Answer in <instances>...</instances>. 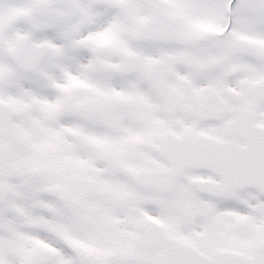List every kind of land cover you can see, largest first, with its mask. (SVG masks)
Wrapping results in <instances>:
<instances>
[{"label":"snow or ice","instance_id":"obj_1","mask_svg":"<svg viewBox=\"0 0 264 264\" xmlns=\"http://www.w3.org/2000/svg\"><path fill=\"white\" fill-rule=\"evenodd\" d=\"M0 264H264V0H0Z\"/></svg>","mask_w":264,"mask_h":264}]
</instances>
